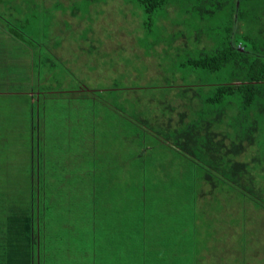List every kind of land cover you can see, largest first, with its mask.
Listing matches in <instances>:
<instances>
[{
  "label": "rangeland",
  "instance_id": "1",
  "mask_svg": "<svg viewBox=\"0 0 264 264\" xmlns=\"http://www.w3.org/2000/svg\"><path fill=\"white\" fill-rule=\"evenodd\" d=\"M2 1L0 0V26L8 31H21L24 38L31 42L29 49L35 54L34 66L39 74V89L49 93L86 89L89 93L96 92L97 98L104 104L103 106L94 105L93 99H87L78 100L84 101L82 103L66 102L60 108L62 115L70 120H74L70 113H81L80 117L86 121L85 129H89L83 138H78L63 127L51 128L45 135L44 170L49 168L47 174H51L54 178L51 183L56 189H60L59 191H68L65 192L67 195L74 191L73 186L70 187V185L78 181H81V186L75 187V190H78L76 193L79 197L80 193L88 192L86 190L90 189L89 186L93 187L87 183L88 181L93 183L94 170L91 166L92 161L95 160H92L93 157L98 154L97 158L102 159V163L97 162V165H106L108 161L105 143L98 146V152L95 146L91 147L95 143L94 140L96 141L95 130L98 135L102 133L103 135L104 133L124 135L122 119L128 117L134 120L140 117L151 118L153 124L163 123L168 113L162 112L168 110L169 106L175 107L172 118L176 120L180 112L190 110L187 106L190 101L188 97L194 94V91L188 90L187 96L180 97L177 93L180 89L170 91L169 86L198 85L207 81L213 83L223 78L216 73H205L200 70L192 72L190 66L185 64L188 58L198 56L201 41H204L206 48L215 49L219 46V39H221L215 29L217 24L215 26L212 22V25H206L197 21L198 24L195 21V24L192 23L191 14L186 12L189 5L185 0H171L170 5L158 11L157 16L147 22L150 23L148 25L144 24L146 17L139 12L135 0H35L47 10L48 18L30 16L25 21L24 16L33 9L29 10L27 7L20 6L19 8L17 2L23 5V0ZM36 2L32 3L36 5ZM8 4L16 8L14 13L20 17L16 24L13 23L16 20L13 18L15 15L11 14L10 9L7 10L10 6ZM245 8L246 11L256 12L259 15L255 25L264 30V0H250L248 4H245ZM251 16L247 13L244 19L248 21ZM206 37L210 38V43L205 40ZM176 41L182 43L180 50L172 49ZM251 44L259 47L258 52L264 53V34H259V38ZM182 64L185 65L182 67ZM196 98L198 100V97ZM181 100L184 102L181 103ZM190 118L193 116L189 114L185 121L191 120ZM140 131L144 132V130ZM144 135L147 136L145 132ZM111 141L119 144L123 140L110 137ZM118 147L120 148L115 152L111 151V159L115 157L116 162L119 163L124 157L125 165L118 171L122 172L119 174L121 183L128 186L133 179L129 165L134 162L136 168L141 156L132 155L138 152L136 143L131 148L126 144ZM146 148H152L155 151H148ZM142 151L144 156L147 154L146 160L149 162L151 171L148 182L160 178L155 183L156 191L153 192L161 193L162 195L158 196L161 199L153 198L150 204L167 206L165 210L150 208L147 214H144L146 227L149 224L153 225L152 237L157 238L161 235L167 242L161 253L183 257L185 250L189 252L192 250L193 246H187L185 241H190L188 224L196 214L199 216L198 220H195L197 243L203 256L210 250L222 253L219 251L222 247L236 249L238 242L230 243L227 239L231 241V237L241 234V226L238 227L240 230L235 229L234 215L239 209L237 200L225 193L217 192L197 198L198 207L195 213L188 212L192 203L183 198L195 192L197 180L202 179L200 175L202 171L191 164L192 162L184 158L180 160L168 154L158 144L145 147ZM152 152L162 153V159L154 158L151 155ZM52 171L56 173L52 175ZM135 174L139 180L137 173ZM14 183L13 187L17 188L16 185H18L21 191L24 190L23 186L18 184L19 181L15 180ZM168 191L171 198L163 195ZM173 193L175 197H172ZM5 194L6 187L0 183V240L5 237L12 241V235H16L15 238L18 239L21 238L16 220L19 219L17 211L21 207L18 199L23 196L18 193L14 198L9 199ZM181 195L184 196L180 197ZM131 201V199L124 201L130 202V204H123L126 209L125 214L128 215L130 222L136 218L132 223H139L143 215L136 206V202ZM57 202L64 201H53V203ZM205 203H208L209 208ZM254 208L259 211V207L254 206ZM202 209L204 218L200 216ZM156 213L162 215L163 225L153 220ZM255 216L256 221L264 226V214L260 212ZM157 225H162L164 228H159ZM181 226H183V232L176 233ZM155 227L158 228L154 229ZM162 229L165 230L161 232ZM251 232L252 234L261 233V230L252 228ZM23 234L24 232H21L22 239ZM125 234L122 232V235ZM130 234L132 235L131 230ZM180 234L185 241L179 236ZM259 237L262 238L261 234L257 238ZM124 244L122 243V248L117 250V255H121L122 264H141L142 259L140 261L138 254L139 245ZM21 246L24 247V244ZM58 246L62 247L61 242ZM257 247L252 246L253 249ZM60 250L62 248L57 249V251ZM226 254L231 253H222L227 257ZM222 259L224 260L223 257ZM186 260L184 264L192 263L189 258ZM178 261L177 258L173 263ZM146 264H155L153 251L149 247L146 253Z\"/></svg>",
  "mask_w": 264,
  "mask_h": 264
},
{
  "label": "trees",
  "instance_id": "2",
  "mask_svg": "<svg viewBox=\"0 0 264 264\" xmlns=\"http://www.w3.org/2000/svg\"><path fill=\"white\" fill-rule=\"evenodd\" d=\"M23 1V5L20 2L17 6L27 7L29 10L33 9V11L26 13L24 21L30 16L48 18V12L43 9L44 7L41 6V3H37L35 0ZM135 1L138 5L139 12L141 14L143 13L146 17L145 25L150 24L147 22H150L154 16H157L158 11L165 9L171 2V0ZM185 1L189 5L186 12L191 14L192 23L195 21V23L201 22L206 25H212L213 22L215 26L216 24L218 25L215 29L221 36L219 46L215 49L206 48L207 46L205 47L204 41H201L199 43L200 45L198 44L201 48L198 56L188 58L185 64L190 66L192 72L200 70L205 73H216L222 75L223 78L213 83L207 81L198 85L169 86L168 89L170 91H174L176 88L180 89L177 90L178 96L180 97L187 96L188 90L194 91V94L192 93L188 97L190 104L188 103L187 106L190 110L180 112L176 120L172 118L175 107L169 106L168 110L162 112L168 113L166 114L167 119L163 123L153 124L151 118L140 117L134 120V118L130 117L123 118L122 115L121 117L123 119H121L125 128L124 135H110L109 133L98 135L95 130L96 141L94 140L95 143L91 147L95 146V150L98 152V146L105 143L108 152V161L106 165L96 164L95 168H93L95 170L93 182L96 181L94 191L98 193L105 192L110 196L121 193L120 197L131 198V202H136V206L140 209L144 217H146L144 214H147L150 208H163L165 210L166 205L156 204V206H153L150 204L153 198L156 200L161 199L158 198L159 195H162L161 193L153 192L156 191L155 183L160 178L148 182L151 171L149 169V162L146 160L147 154L146 156L142 154V150L145 147L158 144L168 154L180 160L184 158L198 167L199 171H202L201 174L199 173L202 179L199 178L197 180L195 192L189 193L187 197L183 198L184 200H190L192 203L188 212L195 213L198 207L196 199L199 197L220 192L222 194L225 193L232 199L235 198L239 208L234 215L236 222L235 229L240 230L238 227H242L239 237L235 235L236 238H239L240 242L238 243V251L235 252L236 262L238 261L237 264H264V226H261L256 221V216L255 219L250 217L251 214L255 215L260 212L264 214V59L239 52L231 45L230 36L234 25L236 0ZM249 1L239 0V21L234 41L236 46L260 53L257 51L259 47L252 45L251 42L256 41L259 38V34L263 35L264 30L263 28L259 29V26L255 25V21L259 18V15L256 12L251 13L250 11H246L245 4H248ZM32 2H36L37 4L35 5ZM8 5L10 6L7 7V10L10 9L11 14L15 15L14 10L16 8L12 4ZM247 13L252 15L248 21L244 19ZM13 18L16 19L13 23L16 21L18 23V20H20V17L17 15ZM4 29L13 39L29 49L31 42L24 38L21 31H8L6 28ZM210 38L206 37L205 40L210 43ZM181 44L176 41L172 45V49L180 50L182 48ZM262 54L264 55V53ZM185 64H182V67ZM95 93L92 91L89 93L86 89H80L55 94L52 92L49 96L78 100L93 99L94 105L98 104L103 106L104 104L99 101L100 99L97 98ZM196 97H198V100ZM78 100H76L77 103H82V101ZM180 102L182 103L184 101L181 100ZM184 105L186 107V104ZM180 107L183 108L182 104H180ZM189 114L193 118L185 121L186 116ZM140 130H144L147 136ZM45 135L39 137L40 146L45 141ZM110 137L115 139L119 138L123 141L119 144L110 142ZM135 143L137 144L138 152L132 155L141 157L136 168L134 162L129 165L133 173V179L126 186L121 183V180L119 182L114 178L116 173H122L118 170L125 165L123 164L124 157L117 163L115 157L111 159V151L115 152L119 149L118 146H123L124 144L131 148ZM43 148L45 149L44 145ZM147 150L155 151L152 148ZM41 151H38L39 154H41ZM194 153L196 156H193L195 155ZM97 155L95 163H102V159L97 158ZM151 155L157 159H162L163 156L160 152H152ZM40 161L41 158L38 160V175H34L36 173V167H33L34 176L26 184L22 185L24 188L23 191L20 190L18 185H16L17 188L12 185L9 191V199L14 198L18 193L19 195L22 194L23 197L18 200L21 206L22 204L24 205L25 211L28 212V217L25 219L21 217L20 219V230L24 229L25 225L28 224H32L31 226L36 225L35 220L41 228L44 219H47L46 212L48 214L49 209L54 204L53 201H60L52 200V194L59 193L63 199L66 198L65 192H68L59 191L60 189L54 187V184L51 183V181H54V178L50 174L47 175V170H44L45 167L41 165L42 163ZM135 173H137L139 180H137ZM80 183L81 181H78L70 185V187L73 186V192L78 191L75 190V187L81 186ZM87 183L93 185L89 181ZM89 187L90 189L86 190L88 192L94 188L92 186ZM175 193L172 194V197H175ZM163 195L171 198L169 191L163 193ZM182 196L184 195L180 197ZM122 203L130 204V202ZM254 206L259 207V211ZM31 208L32 217L29 214ZM203 209L200 214L202 218H204L202 214L204 212ZM198 218L199 216L196 214L189 221L190 224L188 225H190V229H193L195 220L197 221ZM162 219L161 214L156 213L153 216V220L156 223H160ZM46 222L49 225V222ZM252 228L260 229L261 233L252 234ZM260 234L262 238H257ZM33 236H36V234L33 233ZM129 236L130 238L134 237V235L127 233L126 237ZM158 237L161 238L162 236L158 235L152 244L150 241L147 244L140 243L138 246L140 261L142 259L141 264H146L148 247L153 251L155 264H184L187 258L191 260V264H201L195 256L189 254L188 250H185L183 257L162 254L161 251L167 242L165 238L158 239ZM192 243L194 244L192 249L195 248V245L196 247L198 246L197 240H194ZM253 245L258 247L253 249ZM177 258L179 261L173 263ZM117 260L121 261V258H117ZM203 264L214 263L203 262Z\"/></svg>",
  "mask_w": 264,
  "mask_h": 264
},
{
  "label": "crops",
  "instance_id": "3",
  "mask_svg": "<svg viewBox=\"0 0 264 264\" xmlns=\"http://www.w3.org/2000/svg\"><path fill=\"white\" fill-rule=\"evenodd\" d=\"M34 58L35 54L31 50L13 39L0 26V183L6 187L5 195L8 197L15 180L23 185L35 174L38 175L39 158L41 165H46V150L41 151V154L38 152L42 150L39 145L40 136L57 127H63L71 134L78 135V138L87 135L89 131L88 128L85 129L86 121L80 117L81 113H70L75 122L64 117L60 111L66 102L75 103L76 101L70 100L78 99L54 98L49 96L50 93L46 90L39 89V74L34 66ZM93 159L96 160V157ZM95 160L91 164L93 168L96 165ZM33 167H36L34 175ZM48 171L49 168L46 173ZM54 173L56 172L52 171V175ZM114 178L120 182L121 175L116 173ZM95 183L96 181L93 182L94 188L87 193H80L82 195L80 197L78 193L73 192L65 194L66 198L62 199L59 193H53L52 200L64 202L53 204L48 214L46 212L47 219H44L41 228L35 220L36 225H25L22 230L18 228L20 239L12 235V241L5 237L0 240V264H122V261L117 260L121 258V255H117V250L122 248V243L140 245L151 241L152 244L156 239L151 235L153 225L149 224L146 227L143 216L140 217L139 223H132L136 218L130 222L128 215L125 214L126 209L123 205L125 203L122 202L131 198H122L121 193L110 196L105 192H95ZM205 205L209 208L207 203ZM18 210L19 219L16 223L20 226V218L28 217V212L25 211L23 204ZM29 214L32 217V208ZM250 217L255 219V215L251 214ZM161 224L163 225L162 222ZM162 225L157 226L164 228ZM188 227L190 241H185L182 234L179 236L187 246L192 247L198 233L195 223L193 229H190V225ZM180 228L176 233L183 232V226ZM130 230L133 238L126 237ZM21 232H24L23 239ZM122 232L126 234L122 235ZM33 233L36 236H33ZM227 240L230 243H240L239 238L235 236L231 237V241ZM59 242L62 247L58 246ZM21 244H24V247ZM60 248L62 250L57 251ZM237 248L222 247L219 251L231 253L226 254L227 257L212 250L203 256L199 246L195 245L189 254L195 256L201 264L203 262L237 264L235 254Z\"/></svg>",
  "mask_w": 264,
  "mask_h": 264
},
{
  "label": "water",
  "instance_id": "4",
  "mask_svg": "<svg viewBox=\"0 0 264 264\" xmlns=\"http://www.w3.org/2000/svg\"><path fill=\"white\" fill-rule=\"evenodd\" d=\"M238 12H239V0H236V12H235V18H234V25H233L232 34L230 36V42H231L232 47L235 50L239 51V52L246 53V54L252 55L254 57H258V58L264 59V55L263 54L256 53V52L244 49L241 46H236L235 45L234 37H235V33L237 31L238 21H239L238 20Z\"/></svg>",
  "mask_w": 264,
  "mask_h": 264
}]
</instances>
